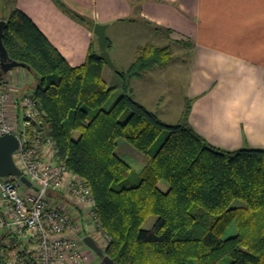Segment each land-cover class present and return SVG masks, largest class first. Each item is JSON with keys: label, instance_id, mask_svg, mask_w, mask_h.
Listing matches in <instances>:
<instances>
[{"label": "trees", "instance_id": "1", "mask_svg": "<svg viewBox=\"0 0 264 264\" xmlns=\"http://www.w3.org/2000/svg\"><path fill=\"white\" fill-rule=\"evenodd\" d=\"M5 20L3 43L9 57L34 75L28 88L58 155L91 187L109 238L106 255L116 264H218L225 257L230 264H264V148L213 145L189 123L190 103L182 119L166 123L126 86L106 109L113 87L103 77L100 50L91 46L85 61L71 66L21 10L14 8ZM170 57L168 46L146 44L117 72L141 77ZM163 131L165 139L150 153ZM120 137L145 156L134 182L130 164L116 153ZM150 215L157 216L155 223L142 228ZM233 224L235 233L223 237Z\"/></svg>", "mask_w": 264, "mask_h": 264}, {"label": "crops", "instance_id": "2", "mask_svg": "<svg viewBox=\"0 0 264 264\" xmlns=\"http://www.w3.org/2000/svg\"><path fill=\"white\" fill-rule=\"evenodd\" d=\"M61 1L91 23L77 19L54 0H0V19L14 8L21 10L71 66L82 64L91 46L99 51L93 34L96 22L110 23L108 53L120 43L128 44L123 29L127 32L132 25L149 30L145 33L152 43L147 44L155 45L161 34L165 41L155 46H187L188 59L178 68L186 65L189 73L185 90L189 123L213 145L264 148V0ZM144 45L136 43L130 52L136 56ZM27 72L14 68L3 77L12 80L13 89L25 92L34 80ZM8 235L5 230L0 241ZM25 246L34 248L30 242ZM88 254L84 264H103Z\"/></svg>", "mask_w": 264, "mask_h": 264}, {"label": "built area", "instance_id": "3", "mask_svg": "<svg viewBox=\"0 0 264 264\" xmlns=\"http://www.w3.org/2000/svg\"><path fill=\"white\" fill-rule=\"evenodd\" d=\"M11 82L0 79V135L17 136L13 158L32 185L19 176H0V237L5 230L9 233L0 241V264L87 263L80 232L102 248L109 240L94 210L91 187L58 155L34 94L13 89ZM23 187L30 189L24 195ZM27 242L34 248L25 246Z\"/></svg>", "mask_w": 264, "mask_h": 264}, {"label": "rangeland", "instance_id": "4", "mask_svg": "<svg viewBox=\"0 0 264 264\" xmlns=\"http://www.w3.org/2000/svg\"><path fill=\"white\" fill-rule=\"evenodd\" d=\"M5 10V9H4ZM150 29V28H149ZM125 32L123 39H127V43L119 44L115 49L109 51V56L111 59V65L104 63L102 74L109 87H113L111 94L107 101L104 103L103 107L108 109L112 104L124 93V87L126 86L128 92L132 94L136 101H139L145 105L148 109L154 111L158 117L166 123H177L184 113V108L187 103H190V99H185V90L187 86V80L189 77L188 69L186 65L184 68H178L181 65L182 60L188 59L189 48L187 46L173 44L170 46L172 48L171 58L165 63L166 65L157 64L154 67L156 69H151L148 75L144 77H127L126 75L122 77L118 74L117 70L121 71L126 69V67L134 60L135 52H130L131 49L137 45H144L147 43H152L151 38H147L146 33L149 30H140L137 25H132V28ZM146 32V33H145ZM165 38L160 34L159 38H155V45H162ZM153 67V68H154ZM22 72L28 73L25 68L17 67ZM149 70V69H148ZM147 70V71H148ZM11 73V71H9ZM8 73V74H9ZM33 81V80H30ZM17 87H15V90ZM25 92H32V88H28ZM182 115V116H181ZM22 120V115L19 116V122ZM167 135V131H163L157 140L153 143L150 148V153H154L160 144L163 142ZM228 149V148H227ZM116 153L127 161L133 174L129 177V181L134 182L137 179L134 177V173L140 171L142 166L145 164V156L136 150L126 139L120 137L117 139ZM159 186L165 190L168 188V184L164 181L159 182ZM22 194L24 195L29 188L23 187ZM157 216H148L143 224L142 228L150 229L155 223ZM235 225H231L223 237L231 236L235 233ZM86 236L85 231L80 232L81 242ZM85 244V243H84ZM87 253L93 254L96 260L100 258L85 244ZM103 247V245H102ZM231 259L228 257L223 258L218 264H230Z\"/></svg>", "mask_w": 264, "mask_h": 264}, {"label": "water", "instance_id": "5", "mask_svg": "<svg viewBox=\"0 0 264 264\" xmlns=\"http://www.w3.org/2000/svg\"><path fill=\"white\" fill-rule=\"evenodd\" d=\"M6 20L0 19V78L14 68L22 67L30 71V67L25 63L18 62L9 57L8 51L3 43V29ZM110 23L96 22L93 27V34L97 38L98 47L104 63L111 65V59L107 50V29ZM19 146V140L13 133L0 135V176H19V179L27 186H31V181L21 173L17 167L13 153ZM83 242L101 259L103 264H116L91 235H86Z\"/></svg>", "mask_w": 264, "mask_h": 264}]
</instances>
